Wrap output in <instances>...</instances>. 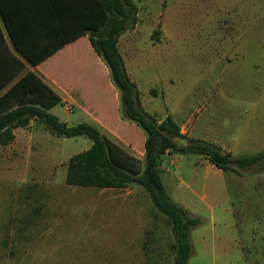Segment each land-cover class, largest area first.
I'll return each instance as SVG.
<instances>
[{
	"label": "rangeland",
	"instance_id": "rangeland-1",
	"mask_svg": "<svg viewBox=\"0 0 264 264\" xmlns=\"http://www.w3.org/2000/svg\"><path fill=\"white\" fill-rule=\"evenodd\" d=\"M131 1L137 24L117 46L144 110L172 116L188 138L225 153L263 152L264 0ZM54 112L69 125L80 121L65 106ZM126 121L133 127L120 129L123 138L104 133L135 146L136 128L143 131ZM27 130L0 146V264H173L171 229L144 188L68 186L69 159L92 141L56 137L38 123ZM162 168L172 199L191 216L231 204L247 264H264V164L238 174L201 155L174 154ZM146 196L154 210L136 208ZM226 237L233 247L234 236ZM199 258L188 264H206Z\"/></svg>",
	"mask_w": 264,
	"mask_h": 264
},
{
	"label": "trees",
	"instance_id": "trees-1",
	"mask_svg": "<svg viewBox=\"0 0 264 264\" xmlns=\"http://www.w3.org/2000/svg\"><path fill=\"white\" fill-rule=\"evenodd\" d=\"M0 12L11 29L9 11L0 6ZM137 14V6L131 0H29L28 19L31 26L40 31L35 34L30 31L22 43L15 36L14 41L30 63L37 65L66 44L88 34L94 51L107 65L120 93L123 117L146 135L143 159L134 156L91 124L69 126L61 122L50 112L61 103V97L31 71L0 98V146L12 144L15 141L14 130L28 127L32 120L42 124L56 137L89 138L91 147L73 155L68 161L66 185L118 190L129 185L141 186L171 229L173 264H188L194 254L191 232L202 225V221L172 199L162 179V157L167 154L201 155L216 168L239 174L263 165L264 151L240 156L225 153L214 143L188 138L172 116L158 120L144 110L138 87L129 75L117 46L119 37L136 26ZM69 20H79L81 30L68 32L70 28L66 23ZM60 34L63 35L61 38ZM150 93L156 95L153 89ZM178 139H186L188 144L179 145Z\"/></svg>",
	"mask_w": 264,
	"mask_h": 264
},
{
	"label": "crops",
	"instance_id": "crops-1",
	"mask_svg": "<svg viewBox=\"0 0 264 264\" xmlns=\"http://www.w3.org/2000/svg\"><path fill=\"white\" fill-rule=\"evenodd\" d=\"M28 2L29 0H0V6L9 11L11 18L9 20L11 29H9L0 12V98L10 91L25 74L31 71L45 81L61 97V103L50 110L60 121L59 115L55 114L54 111L58 106H65L68 114L80 120L75 125L88 123L101 130L102 134L106 132L112 137L119 136L123 138L124 136L119 133L120 129L133 126L123 117L120 107L121 102L119 104L120 93L111 79L107 65L94 51L88 34L66 44L37 65L30 63L27 57L18 49L14 36L22 43L27 40L30 31L34 34L40 31L38 28L35 29L34 26H31L32 22L28 19ZM66 25L70 28L68 32L71 33H75L82 28L79 20H69ZM125 66L127 69L126 63ZM127 71L129 73L128 69ZM37 123L32 120L28 127ZM64 123L68 124L65 121ZM117 126L120 127L118 131H116ZM28 127H19L14 130L15 141L20 134L28 131ZM136 131L138 141L135 146L125 140H122L121 144L134 156L143 159L146 135L143 130V132H140L136 128ZM181 131L185 134L183 128H181ZM167 156L171 155H165L160 162L162 163ZM161 171L163 179V168ZM164 171L167 172L168 168L166 167ZM165 186L167 188L166 184ZM116 198L118 199V196L109 199L113 201ZM143 200V202L140 200L139 203H136V208H140V206L143 208L144 204L148 208H152L147 196ZM202 201L205 203L206 198L202 197ZM217 206L219 205H207L208 215H205L204 218L199 216L203 224L202 230H197L196 233L191 232V240L194 246L193 255H199V259L206 264H232L237 259L247 264L239 243L236 216L231 204H221V211L218 215L214 208ZM154 208L152 209L154 210ZM191 214L195 213L192 212ZM228 232L234 236L233 247L231 241H228L226 237ZM194 235L196 241L193 240Z\"/></svg>",
	"mask_w": 264,
	"mask_h": 264
}]
</instances>
